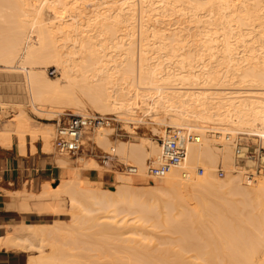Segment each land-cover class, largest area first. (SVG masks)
<instances>
[{
  "label": "bare ground",
  "instance_id": "1",
  "mask_svg": "<svg viewBox=\"0 0 264 264\" xmlns=\"http://www.w3.org/2000/svg\"><path fill=\"white\" fill-rule=\"evenodd\" d=\"M52 1L53 4L50 2V0H36L35 2L31 1L30 3H28L26 0H21L20 3L22 5L20 4L16 9H13L10 6H0V25L2 23H6V18L8 19L7 14L16 13V16L20 18V20L17 22L18 26L15 25V23L12 25L16 26V29L13 27L14 31L16 30V36L14 34L13 36L19 39L18 40L15 38L16 41L14 40L15 44L18 42V45L13 47L14 49L11 47L13 50H8L10 52H8L6 49L5 52L8 53H5L3 58L5 59L3 62L5 61L7 63L6 65L8 68L6 69L11 70L9 73L6 71V73H8L7 76L10 79L11 77H14L15 80V77H17L18 83L16 84L14 82V85H8L7 87L10 91L5 94H8L9 97H15V100L19 104L25 102L27 103L28 101L31 102V104H29H33V106L36 107V109H38L40 112L42 109L38 106L45 107L48 105V107L59 108L55 105L61 103H67L71 105L77 104L80 102L82 93L84 94L83 96L86 94V97L91 105L100 110L101 113L103 112L104 115H111L113 111L117 112L120 109H126V113L128 111L137 113L140 112V110L141 112L142 110H146V112L150 111L149 113L155 111V115L159 114L155 116L156 118L160 116L162 111H165L167 114L166 118L161 121L168 125L170 124L171 127H189L203 132L204 142L191 144L189 147L188 157L185 163V170H188L190 167V172L193 168L195 171L197 164H201L203 161H212L214 156L218 153L222 155L226 164L229 167H232L231 169H228L225 166L228 171V177L222 182L217 180L218 178L215 174L216 167L206 163L204 165L205 169H207L206 175L195 180L196 182L192 181V186L194 188L190 184H187V182H184V177V180H182L183 178H181V171H184L183 169L173 168L161 179L163 184L160 185L161 187L163 186V188L168 190L166 192L172 191L177 193V195H180L178 196L180 198H183L182 193L190 194L191 196V193L196 192L194 195H196L198 199L200 198V200L196 198L195 199L196 202L197 200L199 201L200 204L198 202L197 203L200 206L201 204L204 206L202 212L200 209V212L203 214L202 216H200V212L194 211L195 213H191V209L189 212L187 210L188 207L187 209H183L181 206L183 210L186 209L184 211L185 215H182L183 217H186V219L183 218L185 219L184 221L186 224H190V222L192 224V221H189L188 219H195V221L201 220L202 222L201 218H205L206 221H203H205L204 223L206 224V222H209V220L212 218L214 220H210L209 223L213 225L215 222V225H213L217 227L215 231L211 229L212 225L210 224L208 225H210L209 227L212 231L209 228H207V230L204 229V227H202L203 225L201 226L203 229L200 227L201 230H199V228H196V226H200L197 225L199 222L197 223L194 221V223H197L196 226L194 225L195 229H198L199 231H193L195 230L194 228L191 230V224L187 226V228L190 226L189 230H187V228L185 229V226L184 230L180 229L183 226L180 227L179 229L181 231L177 229V232L182 233L177 241L173 242L174 238L170 235L173 238V243H178L179 241L178 247H180V251H178L179 249L177 251L172 249V251L177 253L174 252L175 254L171 256L172 254L167 255L165 252H161L155 247L149 248L146 244L145 246L143 241L141 243L140 239H138L140 241L135 242L136 239H132L131 237L127 238L126 235L131 233L130 230H122L123 228L127 227L129 229L130 226L126 222L127 226L124 224L125 227L118 225H115L114 227V229L118 231L122 230V232L118 233V236L121 237L119 239L121 242L120 244L119 242L117 243L115 254L112 253L114 250H111V253L109 252L110 254H106L104 252L107 256L105 255L104 257L103 255L102 257H98L96 259H92L94 256L86 257V255L82 258L83 264H264V175L262 176L263 179L261 178L256 186H245L246 182L241 177V172H239L240 170H237L239 172H237V174H235L233 170L234 168H237V166L233 156L234 152L232 153L233 150H231L232 146H230L229 143L224 142L223 146H225V148H220L221 150L218 151L219 148H217L214 143H212L214 136L213 134L209 133L216 132L217 134L221 135L222 132H225L227 133V136L233 133H243L246 135L259 136L262 140H264V0H210V6L208 4L209 7H205L206 9H209L202 14H200L202 8L204 7L203 3H201L202 0H200V2H198V0H144V3L146 1L147 4L150 5L151 12L156 11L157 14L160 13L161 16L162 14H169V12L174 13V11L177 9L181 11V4L185 2L188 3L185 4V6H189V8H187L188 11L190 10L192 12H190L191 16L196 19L194 20V22H196L195 24L198 26H196V28H198L196 34L200 36V39L197 41L195 38V41L193 38L194 41L187 42L184 38L186 35L183 36V32L179 30V27V29L176 31L174 28L167 26L169 24H166L167 27H170V29L174 30L172 33H170L165 31L166 29L168 30V28L164 29V27L161 26V21H159L157 22V25L161 23L159 28L157 27L155 29L153 27L154 29H151H153L152 31L154 33L155 39H158L156 40V48L154 49L159 53L160 59L157 57V59H154L153 57L149 56V53L153 49V43H151V51L145 50L144 56L140 57L138 60L134 53H131L130 55L123 52L115 54L114 50H117L118 52L120 51L119 46L123 45L122 39H124V37L117 36L116 38L119 39V41L115 42L113 38L111 39L104 36L105 32L106 34L110 35V32L112 31L109 29L113 28L114 26L108 29L106 28L107 30L105 29V32L103 30L104 28H100L102 31L100 30V32L96 33V36H87L91 34V32L88 33L87 30V27H89L91 23L89 25L82 24L84 22L80 19V15L74 12L80 9L78 8V3L80 0ZM195 1L196 5L194 4ZM49 2L53 6L48 4ZM192 2L193 5H191ZM47 4L48 6L54 8V13L52 12L54 17L51 18L52 22L49 23L38 19L42 17L40 14L45 12V7L48 9ZM119 9L122 10V8ZM121 10L116 13L115 18L126 20L127 13L123 16L124 12H121ZM182 10H184V8ZM203 10L205 9L203 8ZM132 11L133 9L130 12L133 13ZM106 16L103 20H110H107ZM131 16L133 17V15ZM93 18L90 19H101V14H98L96 18ZM100 19L99 21H101ZM147 21L149 22V20ZM194 22L192 21V24ZM147 23L144 25L145 30H150L149 27L155 26V24L148 26L149 23ZM6 26L7 24L5 25L4 29H6ZM160 27H163V31H161L162 29ZM1 28H3V26ZM17 28L21 32H18ZM194 28L195 25L191 28L188 27L189 30H193ZM89 30H91V28H89ZM108 30L110 31L109 33L107 32ZM35 32L36 35L33 36V33ZM113 33L115 35V32ZM167 33H170L171 35ZM191 33L193 35L195 34L192 31ZM18 35H21V37L19 36V38ZM96 38L97 40L100 38L99 42H101V45L108 44V48H102V50H100L102 51L100 55H96L98 53L94 55V50H92L93 45L97 42L95 41ZM147 38L148 37H146V40ZM187 38L186 40H188ZM14 43L10 42L11 46H13L12 44ZM146 45L148 46L150 43ZM8 47H10V45ZM142 47H144V44ZM147 48L149 49V47ZM161 52H164V54ZM136 61L141 64V66L139 65V67H141L140 71L137 70ZM50 63L59 68L62 73V77L53 79L47 75L46 68ZM4 76L6 75L4 74ZM2 77H0V82H2L4 79ZM10 79L6 77V80L4 79L3 82ZM232 86L240 87L235 88ZM128 87L131 89H128ZM34 89L36 91L35 97L33 95ZM142 89L148 90L147 93ZM4 91L7 92V89ZM2 96L5 95L2 94ZM81 100L83 99L81 98ZM0 101L3 105V111L0 115L5 119L7 118L8 101L11 100L2 98ZM79 106H83V104H79ZM49 112H52V110ZM52 113L56 112L54 111ZM18 115V119L16 118L7 120L4 123L5 131L0 135V140H3L6 145H10L12 137L11 133L13 131L18 133L20 137H18L20 139L19 141L22 142L23 139H25L27 133H30V136L32 135L31 138L33 141L37 138L36 129L39 130V128H41L40 126L35 125L37 122H34L35 124L32 123L33 121H30L28 119L29 117H26L27 114L24 112ZM132 115L130 116L132 117ZM130 116L128 118H130ZM50 125L53 124H49L47 126ZM96 134L97 135H95V139L99 142L100 140L106 139L108 136L106 130L103 128L100 129ZM50 136L51 133L44 137L46 143L44 140H42L43 143H45L47 149H50ZM33 137L36 138L34 139ZM214 140L217 141L216 139ZM104 142L105 141L103 140V143ZM4 143L3 145L5 146ZM19 144L23 145L25 142ZM137 144L139 143H135V145ZM131 145L132 144H130L128 148H134L137 157H139H136L137 159H135L136 164L138 165V173L144 176V174L147 172V163L144 160L145 157L148 155L152 156V154H154L155 157L158 156L160 154V148L157 146V143L156 145L152 143L150 144L151 151L149 152L146 147H142L143 145L141 142L139 146L137 145V148H135L134 145ZM22 147H20L21 149L19 148V150H22L21 153L24 152ZM145 154L147 155L144 156ZM58 163L59 165H65L64 161H59ZM245 163L253 164L254 161L247 160ZM189 183L191 182L189 181ZM78 184V181L68 182L65 186V189L62 190L63 192L58 191L60 186H57V188H51L49 185H46L36 196H22L23 198L20 200V207L24 211H29L30 209L37 208L39 205L45 203L47 204L48 201L49 203H51L50 201H53L56 207L61 203L62 205H65L64 203H67L66 201H68V197L65 195H70L74 189L77 190L76 186ZM188 185L191 187V193L189 191ZM156 186L157 184H155V186L153 185V187ZM197 186H199L200 190L204 189V193L197 191L199 190ZM159 187L160 186L158 185L157 189ZM225 187L227 189H225ZM211 188L214 189L211 190ZM222 188L223 190H221ZM117 191H119L118 188H115V191L113 190L112 192L119 197L123 191H120L119 194H117ZM79 192H82L83 198L88 200L87 202L85 199H83L84 203L89 204L90 206H97L96 209H92L91 207L87 208L86 210L89 212L107 210L108 207L117 205L115 204L117 200L111 201L112 199L115 200L117 198H113L111 193L107 194V196L109 195L111 197L110 200L109 196L107 197L105 194L102 195L99 192H94V190L91 188L88 189L84 187V189L82 191L79 190ZM163 192L165 191L163 190ZM170 192L167 194L169 195ZM228 192L229 194L232 193L231 195L235 194L237 196H244V198L242 197L244 200L239 196L241 201L238 199L239 202H233L231 201L232 199H228ZM62 193H64V195ZM130 193L132 194V192ZM171 194L170 197L173 198L174 195L172 196ZM197 194L201 196H198ZM135 195H137V193L134 194V196ZM126 196V193L121 195L123 203H126ZM164 198L167 200L168 197L166 198L165 196ZM210 198L211 200L214 198V200L216 199L218 202L220 199L224 198V200H220L221 202H219L222 203V206H217V203H213ZM225 198L228 200L225 201ZM117 199L121 201L120 198ZM154 199L155 197L153 200ZM161 199L164 200L163 198ZM183 199L184 202H186V199ZM234 199L236 198L234 197ZM171 200L172 199H170V201ZM247 200H249L248 203L246 202ZM118 201L116 203H121L122 206L124 205V208L119 205L121 208L118 206V209L126 210L125 204H122V202ZM182 201L183 200H181V203ZM201 201L204 202V204L201 203ZM240 202L244 203V207H247L246 210L243 207V203L241 204L242 207L240 206ZM175 203L177 204L176 199ZM129 204L127 203V205L131 207L129 210H136L132 208V205L130 206ZM233 204H235V206ZM249 205H252V207ZM139 206L140 203L137 207L139 208ZM258 206L260 208H258ZM51 208H54V206L52 205ZM244 210L248 213H244ZM41 211L43 212V210ZM51 211H53V209H51ZM73 215L75 216L76 213ZM171 215L172 214L170 212V216H168L171 217ZM241 215L244 216L242 217ZM206 217H210V219L207 220ZM139 220H141V218ZM167 222H169L168 219ZM182 224L185 225L184 223ZM208 225L204 226L206 227ZM63 227L66 228L47 227L45 225L43 226L34 223L12 226L5 237L0 239V248L6 247L8 249L14 248L17 250H33L35 248H40L41 254L45 255H40L42 257L37 255L38 257L34 258V260L31 259L33 261L30 260L29 264H60L62 256L60 257L58 254L60 251L57 253L58 250H56L57 248L55 244H58L57 242H59V240L57 239L59 236H66V233H69V228L67 229V226L64 225ZM142 228L144 227L141 226V230ZM176 228H178V224ZM139 229L136 231H139ZM70 232H72V235L74 234L73 230ZM123 236L126 237L124 238ZM162 237L164 240L166 239L165 235ZM132 240L134 241V244ZM48 244H50L52 247L51 252L49 251L50 248H47ZM54 247L56 249H54ZM86 248V250H88V246ZM220 250L222 253H219ZM191 251H193L194 254L196 253V255H193V257L192 255H187L188 252L190 253ZM226 251H239L240 253L232 255L231 253L226 254ZM48 252L51 253L50 256H46V253ZM71 255L72 254L70 253V256ZM70 256L67 257L69 260L71 259V261H73L72 259L75 256L73 257L72 255L71 258ZM64 260L62 261V264L63 262L66 263ZM74 262L75 261L72 263Z\"/></svg>",
  "mask_w": 264,
  "mask_h": 264
},
{
  "label": "rangeland",
  "instance_id": "2",
  "mask_svg": "<svg viewBox=\"0 0 264 264\" xmlns=\"http://www.w3.org/2000/svg\"><path fill=\"white\" fill-rule=\"evenodd\" d=\"M26 1L28 3H30L31 1L32 2H35L36 0L35 1H33V0H30V1L29 0H26ZM127 1H128V3H127ZM20 2H21V0H0V6H8V7L10 6L13 9H16L21 4ZM50 2L52 3L53 1L50 0ZM50 2L48 4H50ZM125 2H126V5H125ZM198 2H200V0H198ZM201 3H203V5H204L203 8L205 10H203V8H202V11L200 12V14L205 13L206 10L209 9V8L206 9L205 7L206 6L207 7L210 6V0H202ZM48 4H47V6H48ZM78 4H79L78 8H80V9L79 10H76L74 12L80 15L79 16L80 19L84 22L82 24L89 25L91 23L90 26L87 27L88 28L87 29L88 30V33L91 32V34L90 35H87V31H86V35L87 36H91V37L92 36H96V33L100 32V30L102 31V29H100V28H104L103 30L105 32V29L106 28L108 29V28H111L112 26H114L113 28H111L112 30L109 29L112 32H110L109 30L107 31L108 33L110 32L111 34L108 35L105 32V35L104 36L107 37V38H111V39L113 38V40L115 42H118L119 41V39L116 38L117 36H121V37L123 36L124 37V39H122L123 45L122 46H119L120 51L118 52L117 50H114L115 54L116 53L119 54V53L123 52V53H126V54L130 55L131 53H134L136 55L137 60H138L140 57L144 56L145 50H150L151 51V49L153 47L152 51L149 53V56L153 57L154 59L156 57L158 59H160L159 53L157 51H155V49H154V48H156V40H158V39H155L154 33H153L152 30L154 28L156 29L157 27L159 28V25L161 23H162L161 26H163L164 29L168 28V30L166 29L165 31L170 32V33H172V31H174V30L177 31V29L180 28L179 30H181L183 32V36L186 35V36H184V38H185V41H187V42L188 41H194L195 38L197 39V41H198V39H200V36H198L196 34L197 33V30H198V28H196V26H197L195 24L196 22H194V20H196V19H194L191 16V13L192 12L190 10L188 11L187 8H189V6L188 5L185 6V4H188L186 2L181 4L182 5L181 8L182 9L184 8L185 11L181 9V11H182L181 12L179 9H177V10L174 11V13H170L169 12V14L168 13H166V15L162 14V16H161L160 13L157 14L156 11L151 12L150 5L147 4L146 1L144 3V0H96V1L95 0H87V2L85 0V3H84V0H80V2ZM128 4H130V5H128ZM194 4L196 5V1H195ZM208 4H209V6H208ZM191 5H193V2L191 3ZM51 6H53V5H51ZM124 6L126 7V9H125ZM155 7H156V4H155ZM47 8L48 9H46V7H45V9H44L45 12L43 14H40V16H42V17L39 16L40 18H38V19L39 20H42V21L44 20V21H46V23L47 22L49 23V22H52L51 21V18L54 17V14H53L54 13V8L53 7H50V6H48ZM119 8H122L123 11L121 9H119ZM82 9H83V11H82ZM132 9H133L132 12L134 14L130 12ZM120 10H121V12H124L123 16L126 15V13H127V15H126L127 16V19L126 20L115 18L116 17L115 16L116 13H118ZM135 12H136V14H135ZM68 14H70V13H68ZM98 14H101V19L99 18L101 21H99V19H96V20L90 19V18H93V17L96 18L98 16ZM130 14L133 15V17ZM172 14H173V16H172ZM110 15H111V17H110ZM168 15H170V16H168ZM105 16H106L107 20L108 19H110V20H108V21L103 20ZM7 17H8L9 20L6 18V21H5L6 23H2L0 25V43H1L0 44V47H1L0 50L3 51V52L0 51V53H1L0 54V67L3 68V69L0 68V75H1L0 77H2V73H3V77L2 78H4L5 80H6V77L8 79H10L7 76V74L11 70H7L6 69V68H8L7 65H6L7 63L5 61L3 62V60H5L3 58L5 56L4 54L6 53L5 52L6 49H7V51L10 50V49L12 51L14 49L13 47H16V45H18V42H16V44L14 43V40H15L16 37H14L13 34L16 36V33H15L16 30L14 31L13 27L15 28L16 27L15 25L18 26V23L17 22L20 20V18L16 16V13L7 14ZM128 17H130V18H128ZM129 19L130 20L132 19V20L130 21ZM146 19L149 20V22ZM95 21H98V22H95ZM159 21H161V23H159V25H157L158 24L157 22H159ZM192 21L194 22L193 24L195 25V28L193 30H189L188 27L189 28L194 27V25L192 24ZM8 22H9V24H8ZM14 23H15V25L12 26ZM145 23H147L148 26H152V24L153 25L155 24V26L149 27L150 30H148V29L145 30V28H144ZM6 24H7L6 29H4V27H5ZM166 24H169L167 26H170L171 28H174V30L173 29H170V27H167ZM172 25H173V27H172ZM2 26H3V28H1ZM181 26H183V27H181ZM89 28H91V30H89ZM151 28H153V29H151ZM95 29H96V31H95ZM161 29H159V30H161ZM195 29H196V32H195ZM17 31L19 32L20 30L18 29ZM161 31H163V29ZM191 31L194 32L195 34L193 35L191 33ZM113 32H115V35H114ZM170 33H167V34H170ZM34 35H36V32L33 33V36ZM19 36L21 37V35H18V37ZM113 36H115V37H113ZM24 37H23V39H24ZM146 37L150 38L151 40L148 39V38L146 40ZM12 38H13V41H12ZM186 38L188 40H186ZM16 39H18V38H16ZM99 39L97 40V38H96L95 41H97L98 43L96 42L93 45V49L92 50H94L93 51V54L94 55L96 53H98L96 55H100L102 53V51H100V50H102V48H108V44L101 45V42H99ZM196 39H195V41H196ZM9 41L12 42V43H14V44H12L13 46H11V44H10ZM148 42L150 43V45L147 46L146 44H149ZM151 43H153V46L151 45ZM143 44H144V47H142ZM154 44H155V46H154ZM9 45H10V47H8ZM150 46H152V47H150ZM147 47H149V49ZM8 52H10V51H8ZM161 53L164 54V52H161ZM97 61H99V60H97ZM139 65L141 66V64L138 63V61H136L137 70L140 71L141 70V67H139ZM6 71L8 73H6ZM46 73H47L48 76H50L53 79L62 77V73L59 70V68L57 66H55L54 64L52 65V63H50L48 65V67L46 68ZM4 74L6 76H4ZM12 78L14 79V77H11L10 80H12V81H10V80L4 81L6 84L3 82L4 79L2 80V82H0V84H1L0 85V100H2V98L7 99V100L8 99L11 100V101H8V106H7V109L8 110L6 109L7 110V118H5V120L7 121V120H11V119H16L19 116L18 114H21V113L24 112L25 114H27L26 117H29L28 119L30 121H33L32 123H34V122L36 123L37 122L36 124L35 123L34 124L36 126H40L41 127V128H39V130L36 129L37 130L36 133L41 134V132H42L43 137H46L47 135H49V133H51V136L50 137L52 139L49 137L51 143L49 142L50 149H48V150L51 151V152H53L55 155H57V157L59 159L58 162L59 161H64L65 162V165H60V166L64 167V169H65V171L67 173V174H65L62 177L61 180L57 181L53 185H50L51 188H57V186L58 187L60 186L58 188V191L63 192L62 190L65 189V186H66V184L68 182H73V181H78L79 182V184L76 186L77 190L74 189L75 191L73 190L70 193V195L69 194L65 195V196L68 197V201H66L67 203H64L65 205H62V203H61V204H59L56 207L54 205L53 201H50L51 203H49V201H48L47 204L45 203V204L39 205L35 209H30V210H34V212L36 214L35 215V220L32 222L34 224H40V225H43V226L45 225L47 227L66 228V227H63V225H64V226H67V229L69 228V230H68L69 233H66V236L63 235L62 237L61 236L58 237L57 240H59V242H57L58 244H55L57 249L54 247V249L58 250L57 253L59 251L60 252L61 251L63 252V253L62 252L61 253L60 252L58 253L60 255V257L62 256L61 257L62 259L60 260V264H62V261L65 258H67V259L64 260V261H66V263L63 262V264H81V263L83 264V259L82 258H83V256H86V255H87L86 257H88V256H94V257H92V259H96L98 257H102L103 255L105 257V255L107 253H109V252L111 253V250H114L112 253L115 254L116 253L115 252L116 245H117L118 242H119V244L121 242V240L119 241V239L121 237L118 236V233L119 232H122V230L123 231L130 230L131 233H129V234L126 235L127 238L131 237L132 239H136L135 242L141 240V243L143 241L144 245L146 244L147 247H149V248L150 247L151 248H154L155 247V248L159 249L161 252H165V254H167V255H169V254L171 255L172 254L171 256H173V254L177 253L175 251H172V249H175L176 251L179 249L178 251H180V247H178L179 241H178V243H173V242L177 241V239L179 238V236L182 233V232H177V231L178 230L179 231L184 230V226H185V229H186L187 226L191 224V222H190V224L189 223L188 224L185 223L184 220L186 219V217H183L182 216V215H185L184 211L187 209V207H188L187 210L189 212H190V209H191V213L194 212V211L200 212V209H201V212H202V209H204V206L202 204H201V206L199 205L200 203H199L198 200H200V198L198 199V197H196V195H194V194H196V192L191 193V189H190L191 187H190V185L192 186L193 182H196L195 180H197L198 178L204 177V175H206V170L207 169H205V166H204L206 163L209 164V165H212V166L216 167V173L215 174H216V176L218 178L217 180L223 182V180H225L228 176H226V177H220L219 174H218V167L221 164L224 165V167L226 166L228 169H231L232 167H229L226 164V162L224 161V158L222 157V155L220 153H218L217 155L214 156V158H213L212 161H203L201 164H197V166L195 167V171L193 170L194 168L191 171V172L194 173L193 176H192L193 178H190V179H187V180L185 179L184 182L185 183L187 182V184H190V185H188L189 186V191L191 193V196H194V197H191L190 194L182 193L183 194L182 197L186 199V202H184V199L183 198L178 197L180 195H177V193H174L172 191L171 192L169 191L170 194L172 193L171 194L172 196L174 195L173 198L176 199V202H177V204H176L175 203V199H173L172 197H170V194L169 195L167 194V193H169V192H166L168 190H166L165 188H163V186L161 187V185L163 184L161 182V179L162 178L161 179L151 178L148 175V172H146V171H145L146 173L144 174V176L141 175V174H139L138 172H137V174L131 175V174H128L127 172L123 171V167H125L126 165L133 166V167H136L137 166L136 168L138 169V165L136 164L135 159H137L139 157H137V154H136V151L134 150V148H131V149L128 148V146L130 144L134 145V147L137 148V145L139 146L140 145V142H141V144L143 145V146L142 145L141 146L142 147H146L147 150H149V152L151 151L150 144H152V143H154L155 145L157 143L158 144L157 146L160 148V139L165 135L166 129L169 128V127H171L170 124L168 125V124L164 123L163 121H161V120H164L166 118V115L167 114H166L165 111H162L161 112L162 114L160 113V116H162L163 118L160 117V116H158V117L155 118V116L159 115V114H156L155 115V113H156L155 111H153L151 113H149L150 111L149 112L148 111L146 112V110H142V112L140 110V112H137V113H135V112H129V111L126 113V109H124L125 111L122 110V109L118 110L117 112L115 111L116 113L113 111L111 115H107L109 117H113L114 118V120L112 121V124L109 125V126L100 127V128H98V129H96L94 131L88 132L87 135H86V137H85V139H84L83 149L79 153H77L75 155H61L60 153L57 152V150L55 148V143H54L55 142L56 130H57V121L59 120L60 116L63 117V116H65L66 114H68L70 112L71 113H76V114H83V115H94V114L104 115L103 112L101 113L100 110H98L97 108H95L94 106H92L91 103L89 102V100L87 99L86 94H85V96H83L84 95L83 93L81 94L82 95L81 98L83 100H81V98H80V102H78L77 104H72V105L71 104H67V103L56 104L55 106H58L59 108H57V107L56 108L48 107V105H46L45 107L44 106H41V107L38 106L39 108L42 109L41 112H40L38 109H36V107L33 106V104L30 105L31 102L28 101L27 103L25 102V103L19 104L15 100V97H13L11 95H10L11 97H9L8 94H5V93H8V91H10L9 88L7 87L8 85H11V84L14 85L15 83L16 84L18 83L17 77H15L16 80L14 79V81H13ZM232 87H235V88L238 87L239 88L240 86H232ZM6 89H7V92L4 91ZM128 89H131V88L128 87ZM142 90H144V92H146V93L148 91L146 89H142ZM154 92H156V91H154ZM1 93L3 95H5V96H2ZM28 94H29V92H28ZM33 95H34V97L36 96L35 89L33 91ZM1 96H2V98H1ZM30 98H31V96H30ZM83 101H84V103H83ZM88 103H89V106H91V107L88 106ZM79 104L80 105L83 104V106H79ZM59 105H61V106H59ZM77 105H78V107H77ZM0 108H2V110H3V105L1 103V101H0ZM48 108L50 110H52V112L55 111L56 113L49 112L50 110ZM76 108H78V109H76ZM79 111H80V113H79ZM122 113L124 115H126V116H124ZM139 113H140V115H139ZM130 115H132V117ZM129 116H130V118H128ZM132 119H134V120H132ZM49 124H53V125L47 126ZM102 128L106 130L107 135H108L107 138H109V139H107V138L106 139H103L105 141L104 143H103V140H100V142H99V141H97L95 139L96 138L95 135H97L96 133L100 129H102ZM46 131H48L49 133L46 132ZM196 131H198L199 133H201L203 135V132H201L200 130H197L196 129ZM43 133L44 134L47 133V134H45L46 136ZM221 135H223V136L226 135V138H227V133L222 132ZM231 135L233 137H235L236 133L235 134L233 133ZM251 138H254V136H251ZM214 139H215V137H213V139H212L213 142L212 141L211 142L214 143V145L217 148H219L218 151L221 150L220 148H223V149L225 148V146H223V143L218 142V141H215ZM259 139L264 142V140H262L261 137ZM203 142H204V140L202 141V143ZM135 143H139V144L135 145ZM143 143H145L146 145L143 144ZM142 147H140V148H142ZM116 148H117V150H116ZM231 150H233V148ZM233 152L234 151H232V153ZM106 153H109V154H112V155L115 156L114 157L115 158V161L113 163H111L110 165H106V164L103 163V156ZM146 155L147 154H145L144 156H146ZM156 157H158V156H156ZM156 157H155L154 154H152V156L151 155H148V156L145 157L144 160L147 163V166H146L147 169H148V163L151 160H154ZM254 164L255 163H253V164L245 163V166L246 167H251ZM189 168H188V170H189ZM199 168H203L204 169V173L202 175H198V173H197V171H198ZM90 169H97L100 172H104L106 170L107 171H110V174L113 176V179L109 183H100L98 181H92L88 177V174H89V170ZM183 170H185V169H183ZM190 170H191V168H190ZM182 174H183V171H181V176H182L181 178H183V175ZM263 175L264 174H262L255 183H252V184L245 183V186H247V185H248L247 187L256 186V184H258L259 180H261V178H262ZM182 180H184V178ZM189 181L191 183H189ZM153 182L155 184H157V186L159 185L160 187L158 189H157V186L156 187H153V185L155 186V184ZM242 183L244 184L243 181H242ZM84 187L85 188H88V189L91 188L92 190H94V192H99L102 195L105 194L106 196H107V194L111 193V195H112L113 198L117 197V198H120L121 199V195L123 193H126L127 194V196H126L127 198H125L126 203H123L122 202V199H121V201L119 199H117V198L115 200H113V199L111 200V197L108 195L111 201H116V200L118 201L119 200L120 202H122V204H125L126 210H123V209H121L123 211L119 210L118 208L120 206H122V205H121V203L120 204L116 203L117 202L116 201L115 204H117V205L116 206H113V207H108L107 210H100V211H94V212L91 211V212H89L88 210H86L87 208H90L91 207L92 209L93 208L96 209L97 206H90L89 204L84 203V200L83 199L86 200V198H83L82 192H79V190L82 191L84 189ZM197 187L199 188V186H197ZM115 188L116 189L118 188V190H119V191H117V194H119L120 191L121 192L123 191L120 194L119 197L117 195H115V193L112 192L113 190L115 191ZM126 188H127V190H126ZM213 189L214 188H211V190H213ZM225 189H227V188L225 187ZM155 190H156V192H155ZM163 190L165 192H163ZM221 190H223V188ZM194 191H196V190H194ZM197 191H200L201 193H204L203 192L204 189L203 190L202 189L200 190V188H199V190H197ZM130 192H132L133 195ZM158 192H160L161 194L158 193ZM192 192H193V190H192ZM39 193H40V191L38 190V191H36V193H32V194H30L28 196H32V195L33 196L34 195L36 196ZM136 193H137V195L134 196V194H136ZM62 194L64 195V193H62ZM159 194H160V196H159ZM175 194H176V196H175ZM228 194H229V192H228ZM231 194H229V197L227 195V197H228V199L230 198V200L232 199L231 201H233V202L234 201L237 202L240 197L241 198L242 197L244 198V196H240L239 195L240 196L239 197V196H237L235 194L234 195H231ZM156 195H157V197H156ZM230 195H231V197H230ZM165 196H166V198L168 197L167 198V200L169 199L168 201L164 198ZM198 196H201V195H198ZM154 197H155V199L153 200ZM234 197L236 199H234ZM161 198H163L164 200H162ZM195 198L198 199L197 202L199 204L196 202V199ZM170 199H172L171 200L172 202L170 201ZM212 199L213 200H211V198H210V200L213 201V203H215V204L217 203V206H219V205L222 206V203H219V202H221L220 200H224V198L223 199H220L219 202L216 199L214 200V198H212ZM228 199L225 198V201L228 200ZM151 200H152V202H151ZM181 200H183L182 203H181ZM210 200H209V202H210ZM86 201L88 202V200H86ZM214 201H217V202H214ZM248 201L249 200H247L246 202L248 203ZM129 202H130V204H129ZM161 202H162V204H161ZM48 203H49V206H48ZM127 203L130 206L132 205V208H134L136 210H133V209L129 210V208H131V207H129L127 205ZM139 203H140V206L138 208L137 206L139 205ZM185 203H186V205H185ZM201 203L204 204V202H202V201H201ZM242 203L240 202V206H241ZM251 203H252V201H251ZM50 204H52L54 206V208H51L52 205H50ZM164 204L167 205V206H165ZM237 204H239V203H237ZM110 205H111V203H110ZM205 205H207V204H205ZM233 205L235 206V204H233ZM127 206H128V209H127ZM181 206H182L183 209L184 208H186V209L183 210L181 208ZM221 206H219V207H221ZM249 206L252 207V205H249ZM98 207H100V206H98ZM209 207H211V206H209ZM223 207H225V206H223ZM236 207H237V205H236ZM243 207H244V203H243ZM49 208L53 209V211H51V209H49ZM192 208H193V211H192ZM258 208H260V207L258 206ZM246 209H247V207L245 208V210ZM253 209H254V206H253ZM253 209H251V210H253ZM41 210H43V212ZM155 210H156V212H155ZM258 210H260V209H258ZM116 211H118V212H116ZM129 211H132V212H129ZM170 212L172 214L171 217H169L170 216ZM201 212L199 213V214H201L200 216L203 215ZM246 212L247 211H245L244 213H246ZM74 213H76V215H75L76 217L73 215ZM127 213L130 214V215H128ZM186 213H187V211H186ZM140 218H141V220H139ZM171 218H172L173 221L171 220ZM183 218H185V219H183ZM163 219L164 220L166 219V220L164 221ZM167 219L171 223L167 222ZM201 219H202V222L203 223L206 221L205 218L204 219L201 218ZM208 219H210V217H208L207 220ZM188 220L189 221H192L191 227L189 226L190 229L192 228L191 230H193V228L195 229V226H196V224L198 222L200 224L198 223L197 225H200V226H196V228H199V230H201V228L204 227V229L207 230V228L210 229L209 226L212 225V224L209 223L210 220L213 221L214 219L211 218L209 220V222L208 221L206 222V224L205 223L203 224L201 222V220L200 221L199 220L195 221V219H193V220L188 219ZM203 220H205V221H203ZM193 221L194 222H197V223H194ZM126 222L130 226L129 229H128V227L127 228H123L120 231L114 229L115 225L124 226V224H125L127 226ZM181 222L184 223L185 225H183ZM214 223H213V225H215ZM131 224H132V227L133 228L131 227ZM133 224H134V226L136 225L137 227L136 226L134 227ZM177 224H178V228H176L177 227ZM208 224H210V225H208ZM204 225H208V226L205 227ZM141 226L144 227V228H142V230H141ZM212 226H211V229L213 231H215L217 227H215V226L212 227ZM180 227H182V228H180ZM189 227L187 228V230H189ZM70 229L73 230V233H74L73 235H72V232H70L71 231ZM138 229H139V231H136ZM143 229H144V232H143ZM197 230L198 229H195L193 231H197ZM132 231H134V232H132ZM159 235H161V236H159ZM163 235H165V238H166L165 240L166 241L162 237ZM166 235H168V236H166ZM170 235L173 236L174 240H173V238ZM138 239H140V240H138ZM143 239L146 240V241H144ZM172 240H173V242H172ZM147 242H148V244H147ZM133 244H134V241H133ZM171 244H172V246H171ZM87 246H88V250H86L87 249L86 248ZM173 246H174V248H173ZM118 247H120V246H118ZM175 247H177V248H175ZM47 248L48 249L50 248L49 249L50 252L52 251V247L50 246V244L47 245ZM17 251L23 252L25 255H27L28 256V262L31 259L34 260V258H36L38 256L39 257H42L40 255H45V254H41V252H40L41 249L40 248H35L33 250L27 249V250H17ZM50 252L46 253L47 254L46 256H50V254H51ZM223 252H225V251H223ZM70 253L73 255V257L75 256L72 260L75 261V262H77V263H75V262L72 263L73 261H71V259L69 260V258L67 256H70ZM219 253H222L221 250L219 251ZM230 253L233 255V254H239L240 252L239 251H231V252L228 251L226 254H230ZM62 254H64V255H62ZM226 254H224V255H226ZM187 255H192V257H193V255L195 256L196 253L194 254V252L191 251L190 253L188 252ZM71 256H70V258H71ZM33 260H31V261H33ZM68 261H71V262H68Z\"/></svg>",
  "mask_w": 264,
  "mask_h": 264
},
{
  "label": "built area",
  "instance_id": "3",
  "mask_svg": "<svg viewBox=\"0 0 264 264\" xmlns=\"http://www.w3.org/2000/svg\"><path fill=\"white\" fill-rule=\"evenodd\" d=\"M114 120L113 117L94 114L83 115L68 113L60 117L57 121V130L55 135V148L61 155H75L79 153L84 146V139L88 132L94 131L100 127L109 126ZM214 135L215 139L221 143H229L234 151V160L237 168L234 173L237 174L239 169L241 177L246 183H255L264 173V145L259 136L246 135L237 133L235 137L232 135L221 136L216 132H209ZM204 140V135L189 127H169L166 129L165 135L160 139V154L154 160L148 163V175L151 178L161 179L173 168L185 169V163L188 157L189 147L191 144H198ZM222 140V141H221ZM115 156L106 153L103 156V163L110 165L115 161ZM247 160L254 161V165L246 167ZM123 171L128 174H137L136 167L126 165ZM238 172V173H239ZM198 175L204 173L203 168H199ZM194 173L184 170L183 177L187 180L192 178ZM220 177L228 175L224 165L218 167Z\"/></svg>",
  "mask_w": 264,
  "mask_h": 264
},
{
  "label": "crops",
  "instance_id": "4",
  "mask_svg": "<svg viewBox=\"0 0 264 264\" xmlns=\"http://www.w3.org/2000/svg\"><path fill=\"white\" fill-rule=\"evenodd\" d=\"M2 111L0 108V114ZM4 120L0 115V135L5 131ZM15 132L11 133V146L0 140V239L5 237L12 226L32 223L35 220L34 210L24 211L20 207V200L24 196L42 191L46 185H53L67 174L64 167L59 165L57 155L46 148L42 134L37 133V138L33 141L32 135L27 133L22 142ZM24 142L23 145L19 144ZM20 147L24 152L21 153ZM88 177L100 183H109L113 179L110 171L100 172L97 169H90ZM0 264H29L28 256L17 249L2 247Z\"/></svg>",
  "mask_w": 264,
  "mask_h": 264
}]
</instances>
